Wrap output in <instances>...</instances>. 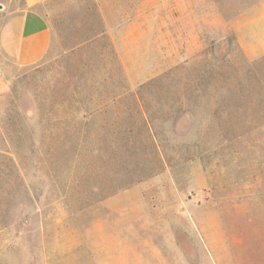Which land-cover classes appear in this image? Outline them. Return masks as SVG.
Returning <instances> with one entry per match:
<instances>
[{
	"label": "rangeland",
	"instance_id": "rangeland-1",
	"mask_svg": "<svg viewBox=\"0 0 264 264\" xmlns=\"http://www.w3.org/2000/svg\"><path fill=\"white\" fill-rule=\"evenodd\" d=\"M47 14V55L1 63L0 264H264V99L245 82L264 0H52ZM71 107L89 131L59 129L81 118ZM124 132L138 142L125 167Z\"/></svg>",
	"mask_w": 264,
	"mask_h": 264
},
{
	"label": "crops",
	"instance_id": "crops-1",
	"mask_svg": "<svg viewBox=\"0 0 264 264\" xmlns=\"http://www.w3.org/2000/svg\"><path fill=\"white\" fill-rule=\"evenodd\" d=\"M52 0H0V64L24 66L52 45L47 5Z\"/></svg>",
	"mask_w": 264,
	"mask_h": 264
},
{
	"label": "trees",
	"instance_id": "trees-1",
	"mask_svg": "<svg viewBox=\"0 0 264 264\" xmlns=\"http://www.w3.org/2000/svg\"><path fill=\"white\" fill-rule=\"evenodd\" d=\"M100 34L102 35V33H100ZM95 37L96 36H93L91 39H89L88 42H90V41L92 42ZM223 74L220 76L219 73L215 72L214 73L215 79H217V78H224V79L229 78V75L227 73H223ZM245 74H247L246 79H245L246 84L253 87V88H256L257 89V92H256L257 97H259V98L263 97V99H264V56L261 59H259L258 61L252 62L251 66L248 68V70ZM103 107H105V106L103 105ZM71 108H73V111H75V110L77 112L81 111L80 113H82L83 116L80 115L81 118H78V119H76L74 117L64 119L63 121H61L64 123H60L59 129L62 130L64 133H68L70 135H75V134L79 135V133L81 131H89L91 128V126H90L91 120H87L86 116H85L88 114V109L86 107H82V108L81 107H71ZM142 125L145 126V120H143V119H142ZM54 128H55V130L56 129L58 130V127H54ZM84 138H85V136H84ZM154 138H155L154 135L149 136L150 143L152 144L151 145L152 150L154 151V154L157 156L158 151H157V148H156L155 143H154ZM77 139H78V137H77ZM140 141H141V139H140ZM75 142H77V140ZM81 142L84 143L85 140L81 139ZM136 144H138V142L135 141V139L131 136V134L129 132H124L122 134V137L120 138L119 149H120L121 154L124 158V162L122 164L123 167H125L126 166L125 163H127V160H125L126 157L129 155H132V153L138 149ZM160 162H161V160L158 159L159 165H160ZM160 168H161L160 166L157 167V169H160ZM126 170H127V168H126ZM137 181L138 180H136L134 176H132V177L128 176L125 179H123L122 181H118V183H116V185L105 196H103L102 199H104L108 196H112L114 194H117L118 192L131 187Z\"/></svg>",
	"mask_w": 264,
	"mask_h": 264
},
{
	"label": "built area",
	"instance_id": "built-area-1",
	"mask_svg": "<svg viewBox=\"0 0 264 264\" xmlns=\"http://www.w3.org/2000/svg\"><path fill=\"white\" fill-rule=\"evenodd\" d=\"M1 75H2V66L0 64V78H1Z\"/></svg>",
	"mask_w": 264,
	"mask_h": 264
}]
</instances>
